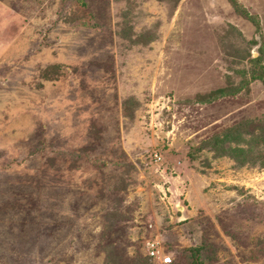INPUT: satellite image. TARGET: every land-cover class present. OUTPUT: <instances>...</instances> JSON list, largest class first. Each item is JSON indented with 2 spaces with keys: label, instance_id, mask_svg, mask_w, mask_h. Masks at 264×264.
Listing matches in <instances>:
<instances>
[{
  "label": "rangeland",
  "instance_id": "374dc122",
  "mask_svg": "<svg viewBox=\"0 0 264 264\" xmlns=\"http://www.w3.org/2000/svg\"><path fill=\"white\" fill-rule=\"evenodd\" d=\"M235 2L0 0V264H264V0Z\"/></svg>",
  "mask_w": 264,
  "mask_h": 264
},
{
  "label": "trees",
  "instance_id": "16d2710c",
  "mask_svg": "<svg viewBox=\"0 0 264 264\" xmlns=\"http://www.w3.org/2000/svg\"><path fill=\"white\" fill-rule=\"evenodd\" d=\"M228 1L234 7L236 12L241 14V12L239 11L238 5L236 4L235 0H228ZM65 21L69 22V21H73V20L72 19H69V20L67 19ZM253 64H254V68L252 69V72H251L252 73V78L254 80H259L264 86V65L260 64L259 60H255ZM50 71L51 72H55L57 70H56L55 67H51V68L45 70L43 72L42 78L45 79V80H50L51 79V77L49 76V74L51 73ZM261 152L262 151H260L258 153V156H259V154ZM251 160H254V159H251ZM261 160H262L261 161V165H262L264 163V154H262ZM201 250L202 249L200 247L192 246V247L183 249L182 252L184 253L185 256H187V258H188V260H190L191 264H203V261H202V258H201Z\"/></svg>",
  "mask_w": 264,
  "mask_h": 264
},
{
  "label": "built area",
  "instance_id": "2783aa9c",
  "mask_svg": "<svg viewBox=\"0 0 264 264\" xmlns=\"http://www.w3.org/2000/svg\"><path fill=\"white\" fill-rule=\"evenodd\" d=\"M153 158L156 162L160 161V157L157 155H154ZM147 254L150 258L160 261L161 264L171 263V259L169 257L163 256V254L161 255L160 250L157 249L154 243L148 244Z\"/></svg>",
  "mask_w": 264,
  "mask_h": 264
}]
</instances>
